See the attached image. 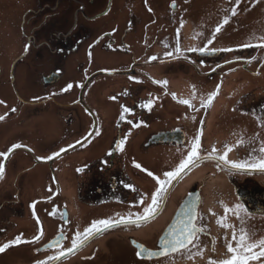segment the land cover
Segmentation results:
<instances>
[{
	"label": "flooded vegetation",
	"instance_id": "af4514ba",
	"mask_svg": "<svg viewBox=\"0 0 264 264\" xmlns=\"http://www.w3.org/2000/svg\"><path fill=\"white\" fill-rule=\"evenodd\" d=\"M15 2L12 44H5L14 56L0 66V153H7L0 155V245L17 236L22 242L0 253V264H124L129 256L147 264H208L210 257L225 256L232 236L233 229L217 219L225 217L237 230L241 226L225 212L237 203L248 210L241 215L252 238L264 237V171L202 159L172 181L151 218L94 233L73 252L49 260L71 247L76 233L93 221L142 214L157 187L148 172L164 179L187 156L198 133L201 156L214 146L218 157L225 145L231 148L230 161L264 156L259 151L264 147V42L227 47L232 51L211 48V0ZM229 52L234 54L227 58ZM231 79L249 88L226 89ZM257 79L259 85L253 83ZM212 92L211 102L201 107ZM149 100L150 107L144 106ZM44 114L53 116L52 126L41 125ZM80 114L88 119L84 135ZM73 121L75 137L66 125ZM27 123L37 127L29 138L19 137L18 129ZM46 132L52 137L44 138ZM122 139L121 151L116 145ZM189 204L195 205L197 226L205 229L197 247L138 257L133 241L159 250L161 238L185 218L180 210ZM61 233L59 246L49 247ZM198 251L202 254L194 255ZM249 264H264V257Z\"/></svg>",
	"mask_w": 264,
	"mask_h": 264
},
{
	"label": "snow or ice",
	"instance_id": "6c2138e0",
	"mask_svg": "<svg viewBox=\"0 0 264 264\" xmlns=\"http://www.w3.org/2000/svg\"><path fill=\"white\" fill-rule=\"evenodd\" d=\"M239 2V0H237ZM235 9L232 10V15H235ZM228 18L225 17L223 20V23H227ZM223 23L218 25L213 33V39H215V33L219 32L221 27L223 26ZM199 35V33H197ZM212 40H209L208 43L210 44ZM253 45L251 44H244L241 45V47H251ZM27 50V45H26ZM232 51L231 48H225V49H218L217 51ZM188 51H200L204 52L206 51L205 48H189ZM177 54L180 53V49H176ZM166 56H172V53H166ZM155 59V57H153ZM254 59V57H253ZM158 83H166V81H158ZM72 85H67V88H71ZM67 89H62V91H66ZM174 95V94H173ZM216 95L215 92L209 93L206 100L202 101L201 107H207V105L211 102L213 97ZM181 103L188 104L191 107V103L189 100H183L180 101ZM152 101L149 100L147 107H150ZM15 110V109H13ZM124 111H129V109L125 108ZM123 119V116H121ZM0 119H3V117H0ZM243 140H238L237 144H243ZM123 144L124 140H120L116 147L118 150H123ZM13 148L20 147V145H13ZM200 148V134L198 133L197 136L193 139L191 142L190 150L187 153L186 157H183L179 164L176 166V168L172 171H166L164 175V179H161L160 177L154 176L152 172H148L149 176H152L157 183V187L155 191L151 194L150 203L147 204V206L143 209L142 214H135V217L133 218L132 214H129L125 217H120L119 219L112 220V219H101L96 220L91 223V225L84 229L83 233H76L75 237L72 239L71 247L60 251L56 256H50L48 257L49 260H55L59 259L60 257H63L66 253L73 252L76 248L80 247L90 236H92L94 233H99L101 231H104L108 228L115 227L119 224L123 223H134L139 224L141 221H146L147 219L151 218V216L157 211V209L160 207L161 203L163 202V198L166 195L168 191V186L171 185L172 181L175 180L183 171H185L189 166L194 165L197 161L202 159H212L217 158L221 161H223L226 165H231L233 169L236 170H260L264 171V156L257 158L256 156H252L250 154V159L241 160V161H230L227 159V153L228 151H231V148L225 145L226 151L219 155L218 157L215 155V147L213 146L212 152H209L206 156H201L199 153ZM11 149H9V152ZM61 151H64V149H61ZM261 153H264V147H261L259 149ZM0 155L7 156V153H0ZM54 155H59V153H55ZM51 157H49L50 159ZM39 159V158H38ZM134 166L137 168H141V165L138 163L133 162ZM77 171H82V169H77ZM146 171V170H145ZM4 174V165L0 163V178L3 177ZM128 187H131V185H128ZM143 203V198L140 201ZM231 211L237 219L240 221V227L237 230L234 228L233 225H230L225 222V217H220L217 219V224H219L223 228H232V236L231 239L228 240L225 244L226 247V254L223 258L219 260H214L211 257L208 260V264H249L250 261L258 260L260 257H264V237H261L259 239H253L252 236L254 233L250 232L249 229L245 226V219L241 215L242 213H247L248 210L242 203H237L232 208H225V212ZM180 216L185 217L183 220L179 219L175 224H173L166 232V234L161 238L159 250L153 251L151 249H147L142 244H137L135 241H133V244H136V247L138 251L136 252V255L138 257L144 255L145 258L151 259L152 257H158V256H164L170 253H177L181 250L190 251L189 245H192L193 247H197L199 243V234L203 233L205 229L203 227L197 226V213L195 211V205L189 204L186 206V208H182L180 210ZM42 229L40 233L33 237V240H37L40 238V235H42ZM63 237V234L61 233L56 239L52 240L49 243V247L53 246H59L60 240ZM22 242L21 236H17L14 240L5 243L3 245H0V253L4 252L7 248H9L11 245L20 244ZM256 249H259V251H256ZM213 252H215V239L213 238L212 241V249ZM202 252L198 251L194 253V255H201ZM190 258V257H189ZM37 264H45L44 261H38Z\"/></svg>",
	"mask_w": 264,
	"mask_h": 264
},
{
	"label": "rangeland",
	"instance_id": "374dc122",
	"mask_svg": "<svg viewBox=\"0 0 264 264\" xmlns=\"http://www.w3.org/2000/svg\"><path fill=\"white\" fill-rule=\"evenodd\" d=\"M15 0H0V47L3 45V51H0V66H8L9 61L13 58V53L11 50H7L5 44L11 46L12 44V29L14 26L13 16L15 15ZM235 9V15H232V10ZM228 18L227 23H223L224 18ZM209 30L211 42V48H227L243 43L249 42H264V0H224L219 2V0H211L210 4V17H209ZM223 23L219 32L215 33V39H213V33L216 27ZM6 48V50H4ZM261 52L264 51V48L260 49ZM260 52V53H261ZM234 52H229L226 54V57L233 56ZM255 85L261 83L260 80H253ZM245 84H237L234 82V79H231L227 83L226 89L231 90H247ZM81 115V114H80ZM46 124H41L44 126H52V115H45ZM81 121L83 122L82 135L89 129L87 124V117L82 114L80 116ZM68 133H73L71 136L75 137L77 132L75 129V122L67 123ZM37 127V124H30L21 127L18 129L17 134H21L19 137H30L33 128ZM6 129H4L5 131ZM49 132H46L42 136L44 138H51L52 136L48 135ZM1 138V136H0ZM209 162L202 164L207 165ZM206 167V166H205ZM195 175V174H194ZM148 228H151L149 226ZM154 226L152 227V229ZM158 228V227H157ZM185 259V258H183ZM148 261L135 258L133 256L127 257L124 264H147ZM110 264H119L118 262H110ZM152 264V263H148Z\"/></svg>",
	"mask_w": 264,
	"mask_h": 264
}]
</instances>
